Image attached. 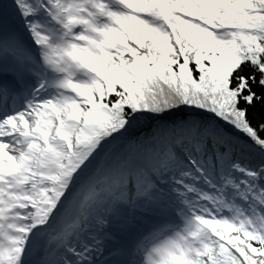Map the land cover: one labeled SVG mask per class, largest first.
<instances>
[{"label":"snow or ice","instance_id":"obj_1","mask_svg":"<svg viewBox=\"0 0 264 264\" xmlns=\"http://www.w3.org/2000/svg\"><path fill=\"white\" fill-rule=\"evenodd\" d=\"M0 264H264V0H0Z\"/></svg>","mask_w":264,"mask_h":264}]
</instances>
